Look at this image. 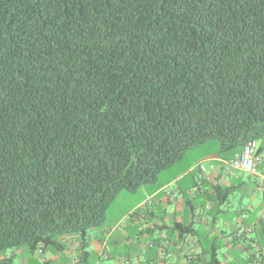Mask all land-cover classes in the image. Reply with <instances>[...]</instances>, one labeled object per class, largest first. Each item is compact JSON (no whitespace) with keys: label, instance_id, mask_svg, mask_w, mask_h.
<instances>
[{"label":"trees","instance_id":"1","mask_svg":"<svg viewBox=\"0 0 264 264\" xmlns=\"http://www.w3.org/2000/svg\"><path fill=\"white\" fill-rule=\"evenodd\" d=\"M213 140L264 150V0H0V264L70 238L85 264L123 190Z\"/></svg>","mask_w":264,"mask_h":264},{"label":"crops","instance_id":"2","mask_svg":"<svg viewBox=\"0 0 264 264\" xmlns=\"http://www.w3.org/2000/svg\"><path fill=\"white\" fill-rule=\"evenodd\" d=\"M204 158L210 162L208 167L211 164L215 166L208 174L210 184L205 192L199 197L190 198L180 186L169 190L170 182L167 183L151 194L149 201L152 200L154 209L148 211L145 218L138 217L137 222L132 223L131 231L136 232V237L131 236V231L105 235L101 229L92 230V238H87L85 264L90 262L91 256L95 264L110 259L113 264H208L214 253L221 264H263L264 177L227 169L224 166L227 160L217 153ZM257 169L263 172L264 163L258 165ZM196 175L198 177V173ZM218 185L223 190L229 188L232 191L224 205H217L214 201L217 195L213 194L212 186ZM236 193H242L247 200L244 201L242 196V200L237 201L238 205H234L231 198ZM197 198L202 202L195 203ZM207 204L212 206L211 210L207 211ZM191 221L194 223L192 234L182 236L179 229L173 230V224L188 225ZM69 241L72 247L68 246ZM68 242H65L64 251L55 252L47 258L48 264H63L65 251L77 256L76 259L73 256V260H67V264L78 262V252L82 251L80 240L70 238ZM124 247L127 253L119 251ZM114 249H117V256L112 254ZM24 254L17 249L10 257L5 254L1 259H12L10 264H14L18 257L17 264H30Z\"/></svg>","mask_w":264,"mask_h":264},{"label":"rangeland","instance_id":"3","mask_svg":"<svg viewBox=\"0 0 264 264\" xmlns=\"http://www.w3.org/2000/svg\"><path fill=\"white\" fill-rule=\"evenodd\" d=\"M218 148V141H209L204 145H200L194 149L189 150L182 160L160 172L157 181L151 182L135 192L123 190L107 208L106 219L101 230L105 231V235L113 232H116L115 234L121 232L128 233V231L130 232L133 225L132 223L137 222L138 217L145 218L147 212L151 209H154L155 205H152V200L149 201L151 194L170 181L172 182H170L168 186L169 190H173L175 187L180 186L181 189L187 193L188 197H199V194H197V192L194 191V187H192L194 184L193 175L195 174L196 176V172H198V169L195 167L199 164H203L208 168L210 162L204 160V157H213L214 155H216V153H218ZM242 196L244 197V201L247 200V198L242 193H236L231 198V201L234 205H238L237 201L242 200ZM201 202V199L199 200L197 198L195 200V203L199 204ZM202 230L205 229L202 228ZM130 233L132 237H136L137 235L136 232L133 231H131ZM92 234L93 231H89L87 238H92ZM92 248L93 247L91 246L90 251ZM15 250L16 249L7 250L5 254L10 257L11 253ZM20 250L22 252H25L24 255L30 260V264H40V256H34L26 248H22ZM119 251H124L125 253H127L128 250H126L124 247V249L120 248ZM54 254L55 251L53 249H48V252L45 255L47 258H50ZM112 254L114 256H117V249L112 250ZM74 255L76 254L73 253V256ZM73 256H71V253L69 251L63 252V260H65L63 261V264H67V260H73ZM17 262H19L18 257L16 258L15 263L17 264ZM95 263L96 262L94 261V258H92L91 256L89 264ZM98 264H113V260H102L101 262H98Z\"/></svg>","mask_w":264,"mask_h":264},{"label":"built area","instance_id":"4","mask_svg":"<svg viewBox=\"0 0 264 264\" xmlns=\"http://www.w3.org/2000/svg\"><path fill=\"white\" fill-rule=\"evenodd\" d=\"M264 163V150H260L259 142L256 140L249 141L241 152H238L230 161H225L224 166L228 169H235L237 171L248 173L252 176L264 177V171L261 172L257 169L258 165ZM198 169L197 185L194 187L195 192L202 191L201 185L203 179H208L210 170L215 169L214 165L205 167L203 164L197 165ZM208 207V206H207ZM264 217V216H263ZM68 246L72 247V243L68 242ZM37 255L40 256L41 263L47 262V257L43 249H39ZM77 256H74L76 259Z\"/></svg>","mask_w":264,"mask_h":264}]
</instances>
